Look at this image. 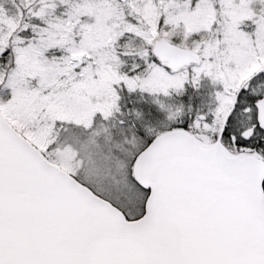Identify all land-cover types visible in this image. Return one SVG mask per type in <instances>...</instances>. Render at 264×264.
<instances>
[{
    "label": "snow or ice",
    "instance_id": "6c2138e0",
    "mask_svg": "<svg viewBox=\"0 0 264 264\" xmlns=\"http://www.w3.org/2000/svg\"><path fill=\"white\" fill-rule=\"evenodd\" d=\"M0 264H264V0H0Z\"/></svg>",
    "mask_w": 264,
    "mask_h": 264
}]
</instances>
